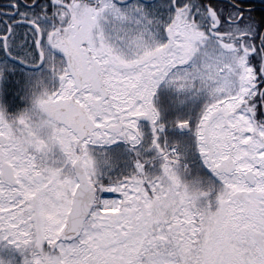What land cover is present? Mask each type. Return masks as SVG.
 <instances>
[{
  "label": "snow or ice",
  "instance_id": "6c2138e0",
  "mask_svg": "<svg viewBox=\"0 0 264 264\" xmlns=\"http://www.w3.org/2000/svg\"><path fill=\"white\" fill-rule=\"evenodd\" d=\"M0 264H264V0H0Z\"/></svg>",
  "mask_w": 264,
  "mask_h": 264
}]
</instances>
